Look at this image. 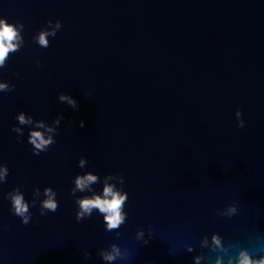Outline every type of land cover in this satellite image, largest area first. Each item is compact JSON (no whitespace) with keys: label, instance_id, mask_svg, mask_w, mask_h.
<instances>
[{"label":"water","instance_id":"95a60500","mask_svg":"<svg viewBox=\"0 0 264 264\" xmlns=\"http://www.w3.org/2000/svg\"><path fill=\"white\" fill-rule=\"evenodd\" d=\"M0 16L23 24L22 45L0 68L11 89L0 92L9 169L0 264H226L242 248L262 254L264 0H0ZM58 20L41 47V30ZM19 111L33 121L22 136L12 130ZM37 122L54 140L39 155L28 143ZM87 172L98 175L94 191L109 178L127 193L118 228L96 209L76 219V200L92 193H71ZM46 189L58 208L42 214ZM13 190L29 202L28 224L11 211ZM113 246L121 255L103 259Z\"/></svg>","mask_w":264,"mask_h":264},{"label":"clouds","instance_id":"9594fccd","mask_svg":"<svg viewBox=\"0 0 264 264\" xmlns=\"http://www.w3.org/2000/svg\"><path fill=\"white\" fill-rule=\"evenodd\" d=\"M61 27V22L58 20L55 29H43L38 36V43L41 47H47L49 44L48 36H55L56 29ZM23 24L18 22H10L7 17L0 16V68H3L9 58V54L18 50L23 43L22 36ZM11 90L6 80H0V92ZM61 102L66 101L74 109L78 108L77 100L71 96L61 93L59 96ZM241 116V111L237 110V117ZM18 125L13 126V131L22 136L23 125H31L32 118L27 116L24 111H19L16 114ZM84 121H80V126H84ZM244 120H239L238 126L243 127ZM41 129H45L44 132ZM52 128H45L42 122H37L35 129H30L28 133V143L33 147V153L39 155L40 152L46 151L48 147L54 143L52 136H47L46 132H52ZM84 160H80V165H84ZM7 164H0V182L4 181L8 175ZM105 179V184L102 192H97L92 189V185L97 182L98 175L93 172H87L83 175H78L75 179V188L72 190L71 195L75 196L76 191L91 192V195H85L83 198L77 199L78 211L76 219L79 221L86 215H91L94 209L104 215V221L108 230L118 228L126 218V213L123 211L124 203L127 199V193L115 187L114 184L108 183ZM45 199L41 202V213L45 211L55 212L58 208V201L55 199L54 193L51 189L45 190ZM6 198L11 202V211L15 215L22 218V223L28 224L31 219L29 211V202L25 200L23 192L13 190L10 194H6ZM228 214L236 211L235 206L229 207ZM213 243L215 246L220 247L222 250V242L218 235L213 236ZM191 250V249H189ZM226 251V250H225ZM262 254L253 255L252 251L248 249H240L236 256H230L226 264H264V250L258 249ZM121 255L120 249L113 246L111 251L103 254V259L107 261L115 260ZM200 257H196L197 264H199ZM216 264H224L223 257L216 260Z\"/></svg>","mask_w":264,"mask_h":264}]
</instances>
